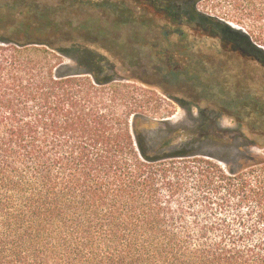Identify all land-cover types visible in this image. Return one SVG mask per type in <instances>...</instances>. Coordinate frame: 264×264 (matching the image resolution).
Returning <instances> with one entry per match:
<instances>
[{
	"label": "trees",
	"instance_id": "1",
	"mask_svg": "<svg viewBox=\"0 0 264 264\" xmlns=\"http://www.w3.org/2000/svg\"><path fill=\"white\" fill-rule=\"evenodd\" d=\"M79 1L0 0V264H264V144L209 122L264 138V0H158L212 42L162 43L159 84L117 76L143 49ZM132 82L207 103L203 123L157 117L163 99Z\"/></svg>",
	"mask_w": 264,
	"mask_h": 264
},
{
	"label": "rangeland",
	"instance_id": "2",
	"mask_svg": "<svg viewBox=\"0 0 264 264\" xmlns=\"http://www.w3.org/2000/svg\"><path fill=\"white\" fill-rule=\"evenodd\" d=\"M46 1H50L52 3L55 2V0ZM201 6L203 7V3H201ZM66 9L73 10L80 16H87L90 14L95 15L94 18L96 19L111 18L112 20H116L119 24H125L111 29H113L117 35L123 36V39H126V43L131 47L143 49L144 54L139 62L140 66L136 65V63H129V61H124L125 63L122 65L116 60V65L118 66V77H129V75H133L138 79L159 84L160 77L147 69V66L151 63L149 57H152L154 61L160 64H164L166 62L165 57L160 55L163 49L162 43H172V47L177 46V48H175L176 51L183 52V49L181 48L182 46L178 41V35L173 33L166 35V32L169 30L173 31L177 28H181L185 31H189V40L193 43V47L196 51L202 52V54H210L212 50V42H209L211 40H209L206 36L205 31H200L198 28H192L188 24L180 25L179 23H176L178 22L176 19L177 17L172 13V11L165 10L162 7H157V5L153 4L152 0H80L78 3H75ZM128 11H130V13ZM131 15L134 18L133 23L127 21V18ZM105 22L108 21L105 19ZM143 23H146L147 25H142ZM134 34L138 35V39L136 38L138 41L135 43L128 38ZM166 37L169 39L167 38V42H164ZM159 42L160 44H158ZM118 57L119 56H116L115 58L120 61L121 57ZM64 61L67 65H73V62L70 60L65 59ZM128 72H130V74ZM131 84L137 85L138 88L142 89V91L156 92V94L163 99L162 102L155 103L157 106L156 108L152 106L151 110H153V113L157 112V117H164V119L167 118L166 120H171L174 124L192 129L203 123V119L200 118V109L207 110V103H201V107L198 108L190 103L185 108H182L178 104L165 98L159 88H151L134 82ZM162 90L168 91L166 89ZM177 93L179 92L176 91L175 94ZM186 93L189 96L196 95L195 88H193L192 85L189 86ZM179 95H181V93H179ZM217 114V111H214L210 116V129L214 132L218 131L224 134L226 136V140L233 142L234 145L243 147L247 152L249 151L248 143L251 141H257L264 144V138L258 137L256 139L254 136L249 135L247 129L241 128L236 123L234 118L225 115L217 117ZM168 116L170 117L168 118ZM202 151L217 155L219 150L215 147H210L203 148ZM251 151L255 152L256 150L254 149Z\"/></svg>",
	"mask_w": 264,
	"mask_h": 264
},
{
	"label": "flooded vegetation",
	"instance_id": "3",
	"mask_svg": "<svg viewBox=\"0 0 264 264\" xmlns=\"http://www.w3.org/2000/svg\"><path fill=\"white\" fill-rule=\"evenodd\" d=\"M152 2H153V4L154 5H157V7H162L163 8V3L162 2H159L158 0H152ZM165 10H168V11H171V10H169L168 8H164ZM179 24H182V23H179ZM180 29L181 28H177V29H175V30H173V31H167L166 32V35H170V33H173V34H176V35H178V36H182L183 35V33L182 32H180ZM180 32V33H179Z\"/></svg>",
	"mask_w": 264,
	"mask_h": 264
}]
</instances>
